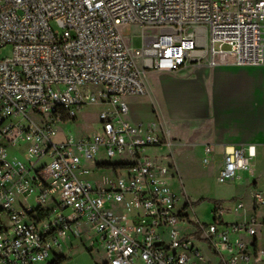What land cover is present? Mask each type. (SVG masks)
I'll use <instances>...</instances> for the list:
<instances>
[{
	"label": "built area",
	"instance_id": "built-area-1",
	"mask_svg": "<svg viewBox=\"0 0 264 264\" xmlns=\"http://www.w3.org/2000/svg\"><path fill=\"white\" fill-rule=\"evenodd\" d=\"M124 25L142 28L140 49L126 42ZM7 46L12 57L0 58V264H39L58 256L61 239L90 234L92 250L98 243L104 251L98 264H264V218L240 202L216 208L212 224L191 219L190 203L179 207L168 182L176 166L144 154L172 145L170 130L159 119L132 123L125 101L148 94L152 72L263 65L264 0H0V52ZM91 86L102 87L99 98ZM96 101L110 108L98 114L101 128L59 140L56 125ZM10 149L25 161L10 159ZM101 150L108 162L97 161ZM213 153L205 148V164ZM255 156L254 146L226 147L218 182L250 170ZM100 170L111 176L89 178ZM36 190L37 208L25 205ZM254 206L264 207L262 192ZM232 211L246 219L226 224ZM193 226L195 233L186 232Z\"/></svg>",
	"mask_w": 264,
	"mask_h": 264
},
{
	"label": "crops",
	"instance_id": "crops-1",
	"mask_svg": "<svg viewBox=\"0 0 264 264\" xmlns=\"http://www.w3.org/2000/svg\"><path fill=\"white\" fill-rule=\"evenodd\" d=\"M145 82L148 94L144 97H149L157 114L155 118H159L168 129V116L193 123L186 130L191 144L204 152L207 146H211L214 159L220 161V168L226 147L254 146L256 156L251 169L240 172L237 179L254 184V194H264V64L211 68L189 66L175 73L146 74ZM163 96H166L167 108L161 104ZM129 110L132 123L152 124L151 113L132 111L130 107ZM170 132L173 140V134L179 135ZM173 146L168 148L172 150ZM254 194L247 203H238L247 206L249 215L255 214L263 219L264 207L255 208Z\"/></svg>",
	"mask_w": 264,
	"mask_h": 264
},
{
	"label": "rangeland",
	"instance_id": "rangeland-1",
	"mask_svg": "<svg viewBox=\"0 0 264 264\" xmlns=\"http://www.w3.org/2000/svg\"><path fill=\"white\" fill-rule=\"evenodd\" d=\"M142 28L138 25H124L121 27V33L126 42L131 44L134 50L142 47ZM13 55V47L7 46L0 52V58H10ZM90 93H94L96 98H99V94L102 91L101 86H91ZM165 97L161 99L163 107L167 108ZM130 109L138 112H149L153 116V121L158 122L157 114L154 113L152 103H150L149 97L132 96L126 97ZM109 106L99 104L97 101L88 104L84 108L76 112V119L74 121L60 122L56 125L58 132V139L64 140L66 138L74 137L76 140L82 136L91 135L94 131L101 128V124L98 122V114L101 111L109 110ZM159 119V118H158ZM160 120V119H159ZM169 129L179 135H174L172 150L168 146H156L149 147L145 150V155L158 159L163 165L170 167L175 165L178 174H174L172 171L168 175V182L174 191L180 196L179 207H183L187 202L190 203L189 215L190 218L198 219L203 224H212L215 219L214 211L216 208L234 209L238 201H244L247 203L251 200L254 194V184H249L243 180L235 178L233 181L221 184L217 180L218 172L220 169V161L212 157L210 164H205L204 159L206 154L204 150L198 146L191 144L192 140L186 134V130L193 124L183 119L173 120L169 116L167 117ZM144 127H148V122L142 124ZM178 137V138H177ZM9 157H18L25 161L24 156L16 149L9 150ZM98 162H108L104 151H100L97 156ZM48 159L45 158L38 164L37 168L41 167ZM119 158H115L111 163H116ZM91 166V165H89ZM263 167V166H262ZM103 176H111L109 171L100 170L91 175L90 179H99ZM246 178V177H245ZM39 194V190H36L25 202V205H30L37 208L36 197ZM18 204L16 207L20 208V203H24L22 197L18 198ZM246 219L245 212H225L224 222L226 224L241 223ZM186 232L195 233L196 227H189ZM82 237H66L61 239L63 250L57 249L55 253L58 256L66 257L64 264H98L104 256L103 249L96 243L94 250L92 247V241L95 240L94 234H90ZM97 250H100L98 253ZM209 259L210 256L206 254ZM52 256L49 260L39 264H50L54 260Z\"/></svg>",
	"mask_w": 264,
	"mask_h": 264
},
{
	"label": "trees",
	"instance_id": "trees-1",
	"mask_svg": "<svg viewBox=\"0 0 264 264\" xmlns=\"http://www.w3.org/2000/svg\"><path fill=\"white\" fill-rule=\"evenodd\" d=\"M39 214L42 216L43 213L39 212ZM66 258L65 257H61L59 258V256H57L50 264H64Z\"/></svg>",
	"mask_w": 264,
	"mask_h": 264
}]
</instances>
